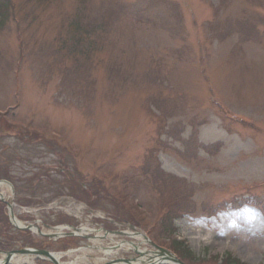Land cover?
<instances>
[{"label": "rangeland", "instance_id": "obj_1", "mask_svg": "<svg viewBox=\"0 0 264 264\" xmlns=\"http://www.w3.org/2000/svg\"><path fill=\"white\" fill-rule=\"evenodd\" d=\"M8 2L0 124L16 128L0 133V168L17 185L18 219L48 230L90 204L139 218L174 253L175 233L186 264H226L227 252L264 264V0ZM94 244L112 242L76 246Z\"/></svg>", "mask_w": 264, "mask_h": 264}, {"label": "bare ground", "instance_id": "obj_2", "mask_svg": "<svg viewBox=\"0 0 264 264\" xmlns=\"http://www.w3.org/2000/svg\"><path fill=\"white\" fill-rule=\"evenodd\" d=\"M11 192V188L9 187V185H7V184H5V183H0V193H1V195L5 198V199H7L8 197H9V193ZM16 217V216H15ZM253 217V221L255 222L256 221V219H255V217L254 216H252ZM16 222H15V224L17 225V226H19V227H24L26 224H24V223H22L17 217H16ZM33 231L34 232H38L39 230H38V228H34L33 229ZM45 231V230H44ZM55 231H57L58 232V234L57 235H61V233H60V229H54L53 228V230L52 229H50L49 231H45L44 232V234H53V233H55ZM90 230H87V229H83L82 231H80V233H81V235H88V232H89ZM91 232V231H90ZM103 236V233H101V232H99V237H102ZM137 237H138V239H140V240H143L144 239V237H143V235L142 234H139V235H137ZM205 238V237H204ZM121 246V245H120ZM93 248H95V247H93ZM97 249H99V250H102L100 247H97ZM81 251V254H82V257L80 258V257H77V258H75L73 261H71V262H63L62 261V258L63 257H65V256H69V257H72L73 256V254L74 253H67V254H63V255H61V254H56V255H54V258H55V260L59 263V264H80V263H82V262H84V261H87V259H88V256H89V254L92 252L91 251V249L90 248H88V249H86V250H80ZM103 253L106 255V256H108V255H111V254H114L115 253V251H114V249H112V248H108L107 250H105V251H103ZM4 259V256H1V259H0V262L2 261ZM33 259V258H32ZM79 261H81L80 263H79ZM11 264H34V261L32 262L31 261V258H29V257H21V256H15V257H13V259L11 260Z\"/></svg>", "mask_w": 264, "mask_h": 264}, {"label": "trees", "instance_id": "obj_3", "mask_svg": "<svg viewBox=\"0 0 264 264\" xmlns=\"http://www.w3.org/2000/svg\"><path fill=\"white\" fill-rule=\"evenodd\" d=\"M11 3L8 0H0V30L3 25L8 21L11 12ZM226 264H240L237 260L228 256L226 258Z\"/></svg>", "mask_w": 264, "mask_h": 264}, {"label": "water", "instance_id": "obj_4", "mask_svg": "<svg viewBox=\"0 0 264 264\" xmlns=\"http://www.w3.org/2000/svg\"><path fill=\"white\" fill-rule=\"evenodd\" d=\"M14 254H39V252H36V251H30V250H23V251H19V252H15V253H8L7 254V257L4 261V264H9L12 256ZM167 255V256H170L169 258L167 257V259L173 261L175 264H183L181 263L179 260H177L176 258H174L173 255H171V253H169L168 251H165V250H161V255ZM45 255L51 259V261L55 262L54 259L52 258V256L50 254H46ZM159 264V263H158Z\"/></svg>", "mask_w": 264, "mask_h": 264}]
</instances>
